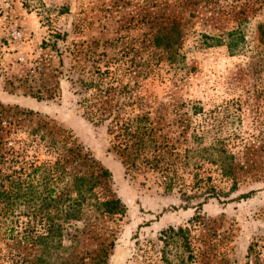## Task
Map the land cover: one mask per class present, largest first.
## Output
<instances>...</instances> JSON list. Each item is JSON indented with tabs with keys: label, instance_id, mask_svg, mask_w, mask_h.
I'll return each mask as SVG.
<instances>
[{
	"label": "rangeland",
	"instance_id": "obj_1",
	"mask_svg": "<svg viewBox=\"0 0 264 264\" xmlns=\"http://www.w3.org/2000/svg\"><path fill=\"white\" fill-rule=\"evenodd\" d=\"M260 29L264 0H0V264H264Z\"/></svg>",
	"mask_w": 264,
	"mask_h": 264
},
{
	"label": "trees",
	"instance_id": "obj_2",
	"mask_svg": "<svg viewBox=\"0 0 264 264\" xmlns=\"http://www.w3.org/2000/svg\"><path fill=\"white\" fill-rule=\"evenodd\" d=\"M174 31L177 29L175 27V25L173 26ZM259 37H260V42L262 44H264V30L260 29L259 32ZM205 39H211L210 37H204ZM166 40V36H162L161 37H156L155 38V42L157 46L160 47H164L165 49H169V47L171 48L172 46H174L175 42H171V44H169L168 40L165 43L164 41ZM162 43H165L164 45ZM110 177V174L107 171H104L101 173V177ZM79 181H81V178H78ZM83 181V180H82ZM81 184H83L81 182ZM78 185L76 186V193L80 195V197H82V195L88 192H92L93 189L95 188L94 183H91V185L87 188H83L82 185ZM93 195V197L95 196L93 194V192L91 193L90 197ZM92 207L94 208V212L98 213L101 216H112V217H116V216H124L125 212H126V207L120 202L119 199H109V200H104V201H99L98 199L95 200V202L93 203ZM60 212L62 213V216H65L64 220H67L69 218L71 219H77L78 216L82 213V203L79 201V199H75L73 200L71 203H69L67 206L62 205ZM64 226L63 225H59L57 227V230L59 231V235L62 237L61 232H63Z\"/></svg>",
	"mask_w": 264,
	"mask_h": 264
},
{
	"label": "crops",
	"instance_id": "obj_3",
	"mask_svg": "<svg viewBox=\"0 0 264 264\" xmlns=\"http://www.w3.org/2000/svg\"><path fill=\"white\" fill-rule=\"evenodd\" d=\"M22 105H24L25 107H29V108H34V107H38V104L36 102H32V100L29 99H22Z\"/></svg>",
	"mask_w": 264,
	"mask_h": 264
},
{
	"label": "built area",
	"instance_id": "obj_4",
	"mask_svg": "<svg viewBox=\"0 0 264 264\" xmlns=\"http://www.w3.org/2000/svg\"><path fill=\"white\" fill-rule=\"evenodd\" d=\"M11 38H12L13 41H16V40L19 38V34H18L17 29H14V30L11 32Z\"/></svg>",
	"mask_w": 264,
	"mask_h": 264
}]
</instances>
